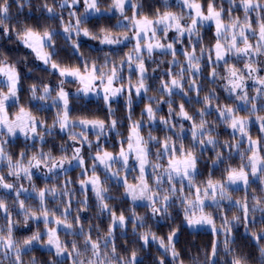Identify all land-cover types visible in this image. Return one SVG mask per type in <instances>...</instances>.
Listing matches in <instances>:
<instances>
[{
    "label": "clouds",
    "instance_id": "clouds-1",
    "mask_svg": "<svg viewBox=\"0 0 264 264\" xmlns=\"http://www.w3.org/2000/svg\"><path fill=\"white\" fill-rule=\"evenodd\" d=\"M0 264H264V0H0Z\"/></svg>",
    "mask_w": 264,
    "mask_h": 264
}]
</instances>
